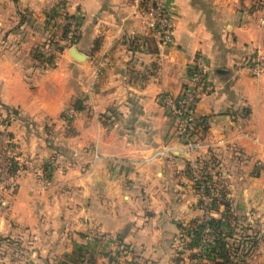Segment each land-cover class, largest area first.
<instances>
[{"label": "crops", "instance_id": "0c3cea01", "mask_svg": "<svg viewBox=\"0 0 264 264\" xmlns=\"http://www.w3.org/2000/svg\"><path fill=\"white\" fill-rule=\"evenodd\" d=\"M162 2L169 47L131 0H0V240L30 261L0 264H191L185 229L210 210L158 100L181 93L195 56L207 63L197 161L208 202L213 186L229 209L212 217L255 219L246 264H264V76L249 62L264 49V0ZM55 18L77 22L66 46ZM93 227L115 237L114 261L86 239Z\"/></svg>", "mask_w": 264, "mask_h": 264}, {"label": "built area", "instance_id": "2783aa9c", "mask_svg": "<svg viewBox=\"0 0 264 264\" xmlns=\"http://www.w3.org/2000/svg\"><path fill=\"white\" fill-rule=\"evenodd\" d=\"M131 3L134 9L141 16L146 29L155 37L157 44L161 47L172 46L174 43V24L172 14L163 4L162 0H131ZM63 19L64 18H57L56 21L60 22L62 20L61 22L66 27V36L62 41L63 45L66 46L74 39L77 22L73 19ZM260 22L261 24H264V17L261 18ZM54 52H56V48L53 44L49 43L39 49V53L45 58H49L51 61L54 59ZM249 62L250 71L253 77L258 78L260 76H264V49H256L251 54ZM206 69L207 63L205 59L201 56H195L190 68L189 83L183 87L178 96L173 97L170 95H162L159 97L158 103L169 116L176 120V134L182 141L183 148L190 155L193 169L196 172V179L199 182V196L202 201L205 202L206 207H208L211 203L208 202L209 200L205 195V179L201 176V166L197 161L198 156L196 155L202 148V143L200 141L201 129L195 116L196 105L205 95L204 87ZM64 115L65 118L71 119L73 116V110L68 109ZM8 169L9 167L6 169L7 177H9ZM1 177L2 175L0 174V178ZM207 232L208 229L206 227L203 233ZM88 236L87 238L90 241L94 240L99 244L105 242H109L110 244L116 241L114 236L98 230L94 232L90 231ZM211 238L212 237H208V244H211L210 242L213 241Z\"/></svg>", "mask_w": 264, "mask_h": 264}, {"label": "rangeland", "instance_id": "374dc122", "mask_svg": "<svg viewBox=\"0 0 264 264\" xmlns=\"http://www.w3.org/2000/svg\"><path fill=\"white\" fill-rule=\"evenodd\" d=\"M14 178H15L14 175L9 174L8 180L10 181H9L8 187L10 188V190H14L16 188V183L14 181L15 180ZM2 182H3V178L1 177L0 184H2ZM211 208L212 207L210 204L208 206V209L210 211L206 212L208 215L204 217L205 221L208 218L212 217V213L214 211H212ZM232 213H234V210L232 211ZM220 220H223L222 221L223 227L221 228L223 233H226L229 236L232 233V236L224 239V242L227 243L226 248H228V256H229L228 262H226L223 259H220L219 257H217L216 253H214L215 251L213 252V247H212L213 241L210 242L211 244L207 243L208 237H212L211 240L215 239V237L212 235V231L209 228H207L208 229L207 233H203L205 228L202 230L201 236L199 237V243L197 244V246H195L192 249V252L189 253L190 260L188 262H191V264H217L221 262H224L225 264H246V262H255L254 256H253L255 254L254 252L255 250L254 251L252 250L250 252L248 251L247 253L246 252L247 249L243 247L244 245L242 246V243H243L242 233L246 232L245 229L249 228L252 230V232H254V230L260 231L259 229L260 226L258 223L255 222V219L247 221L244 219L242 220L241 218L240 219L236 218V220L232 222V218L230 220L223 216L220 218ZM205 227L207 226L205 225ZM90 231L94 232V231H97V229L93 227L90 229ZM87 236L88 234H86V239L88 240V242L94 245V247L97 246L100 248L101 250L100 252L104 255L103 259H106V262H112L116 259L115 257H117V254H118V250H116V247L118 246V244L116 243V241L110 244L109 242L99 244L98 242L94 240L90 241L87 238ZM260 243H264V241L261 239ZM27 256L28 254L25 253V247H23L21 244L7 246V242L0 240V262H30V261H26ZM5 258H7V261H4ZM40 262H44V260H41Z\"/></svg>", "mask_w": 264, "mask_h": 264}, {"label": "trees", "instance_id": "16d2710c", "mask_svg": "<svg viewBox=\"0 0 264 264\" xmlns=\"http://www.w3.org/2000/svg\"><path fill=\"white\" fill-rule=\"evenodd\" d=\"M54 13V12H53ZM9 174L14 175L16 172V168L15 165L13 164V162L11 161L9 164V169H8ZM213 184V183H212ZM214 187H210L208 188V192H210L212 194V203H211V209L212 211H216L218 209L219 204H223L225 205L226 209L224 211L225 214H227V212H229L228 209V204L223 202L222 200H220L219 196H215L214 195ZM212 190V192H211ZM223 213V214H224ZM222 214V215H223ZM205 219L202 218L199 221L194 222V224L190 227V229H185L186 230V235L189 237V243L187 244L189 246V249H192L193 247L197 246V244L199 243V237L201 236L202 230L205 227V225L207 226V228H209L212 231V235L215 237V239L213 240V252L216 253L217 257H219L220 259L225 260L226 262H228V248H226L227 243L224 242L225 238H228L230 236H232V233L229 235H227L226 233H223V231L221 230V228L223 227V220L220 219H215L213 217L208 218L205 222ZM192 228V229H191ZM256 237L257 235H249L247 237L242 236L243 238V243L242 246L244 248H246V252L248 253V251H252V249L254 248L255 244H256ZM215 245V246H214ZM217 264H225L224 262L221 263H217Z\"/></svg>", "mask_w": 264, "mask_h": 264}, {"label": "water", "instance_id": "95a60500", "mask_svg": "<svg viewBox=\"0 0 264 264\" xmlns=\"http://www.w3.org/2000/svg\"><path fill=\"white\" fill-rule=\"evenodd\" d=\"M72 52H73V53L75 52L74 49H72Z\"/></svg>", "mask_w": 264, "mask_h": 264}]
</instances>
